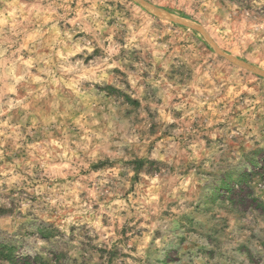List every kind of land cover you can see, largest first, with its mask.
Here are the masks:
<instances>
[{"label":"rangeland","instance_id":"374dc122","mask_svg":"<svg viewBox=\"0 0 264 264\" xmlns=\"http://www.w3.org/2000/svg\"><path fill=\"white\" fill-rule=\"evenodd\" d=\"M0 264H264V0H0Z\"/></svg>","mask_w":264,"mask_h":264}]
</instances>
